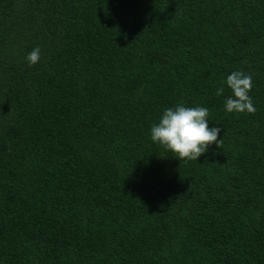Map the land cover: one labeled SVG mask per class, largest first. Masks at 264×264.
<instances>
[{
    "label": "trees",
    "instance_id": "trees-1",
    "mask_svg": "<svg viewBox=\"0 0 264 264\" xmlns=\"http://www.w3.org/2000/svg\"><path fill=\"white\" fill-rule=\"evenodd\" d=\"M181 104L198 160L151 139ZM0 264H264V0H0Z\"/></svg>",
    "mask_w": 264,
    "mask_h": 264
},
{
    "label": "clouds",
    "instance_id": "clouds-1",
    "mask_svg": "<svg viewBox=\"0 0 264 264\" xmlns=\"http://www.w3.org/2000/svg\"><path fill=\"white\" fill-rule=\"evenodd\" d=\"M40 52L41 49L37 47L26 56L29 66L39 62ZM224 83L232 93L225 100V110L229 113L254 114L256 109L249 95L252 89L251 75L236 70L226 77ZM223 93L224 87L221 86L216 94L220 96ZM208 115V108L203 106L187 107L181 104L165 108L159 122L151 127V139L174 153L179 160H198L210 144L221 145L222 139H218L221 128H209Z\"/></svg>",
    "mask_w": 264,
    "mask_h": 264
}]
</instances>
